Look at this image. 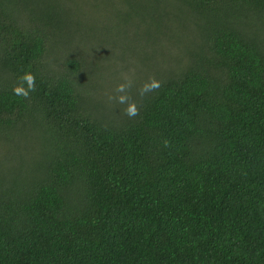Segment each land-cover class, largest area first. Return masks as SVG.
Returning <instances> with one entry per match:
<instances>
[{
	"label": "trees",
	"instance_id": "1",
	"mask_svg": "<svg viewBox=\"0 0 264 264\" xmlns=\"http://www.w3.org/2000/svg\"><path fill=\"white\" fill-rule=\"evenodd\" d=\"M0 264H264V0H0Z\"/></svg>",
	"mask_w": 264,
	"mask_h": 264
},
{
	"label": "clouds",
	"instance_id": "2",
	"mask_svg": "<svg viewBox=\"0 0 264 264\" xmlns=\"http://www.w3.org/2000/svg\"><path fill=\"white\" fill-rule=\"evenodd\" d=\"M20 80L27 83V89L22 86H15L13 88V94L17 96H22L27 99L32 92L36 90V77L34 73L26 72L20 77ZM134 87V81L129 76L123 77V82L117 85L115 88V93L117 95L110 96L109 99L116 100L119 104L126 105L123 109L124 114L129 118H134L139 114V106L135 100L132 99L130 93ZM161 87V82L155 77H150L138 90V94L143 97L150 92L156 91Z\"/></svg>",
	"mask_w": 264,
	"mask_h": 264
},
{
	"label": "rangeland",
	"instance_id": "3",
	"mask_svg": "<svg viewBox=\"0 0 264 264\" xmlns=\"http://www.w3.org/2000/svg\"><path fill=\"white\" fill-rule=\"evenodd\" d=\"M261 32H262V31H261ZM133 69H134V67H131V70H133ZM124 73H127V72L125 71ZM124 76H129V77H131L130 75H127V74H124V75H123V74H122V78H121V79H118L117 81H118L119 83L123 82V77H124ZM131 78H132V77H131ZM30 134H31V133H30ZM30 134H29V135H30ZM38 134H39V133H38ZM36 135H37V134H36ZM27 136H28V135H27ZM30 138H31V137H30ZM31 139H33V138H31ZM31 139H29L28 141L31 142ZM28 149H31V147H30L29 145L27 146L26 150H28ZM18 150L24 152V150H22L21 147H19Z\"/></svg>",
	"mask_w": 264,
	"mask_h": 264
}]
</instances>
